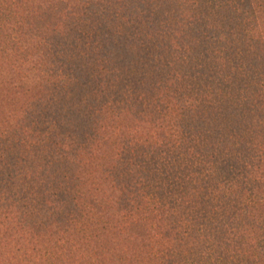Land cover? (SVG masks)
<instances>
[{"label": "trees", "instance_id": "trees-1", "mask_svg": "<svg viewBox=\"0 0 264 264\" xmlns=\"http://www.w3.org/2000/svg\"><path fill=\"white\" fill-rule=\"evenodd\" d=\"M0 264H264V0H0Z\"/></svg>", "mask_w": 264, "mask_h": 264}]
</instances>
